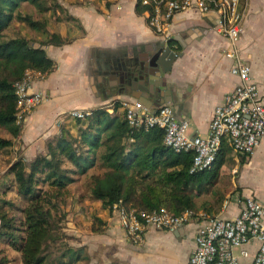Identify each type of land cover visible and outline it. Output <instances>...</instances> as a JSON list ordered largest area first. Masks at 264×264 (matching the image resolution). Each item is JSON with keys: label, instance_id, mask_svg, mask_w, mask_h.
Masks as SVG:
<instances>
[{"label": "crops", "instance_id": "crops-1", "mask_svg": "<svg viewBox=\"0 0 264 264\" xmlns=\"http://www.w3.org/2000/svg\"><path fill=\"white\" fill-rule=\"evenodd\" d=\"M57 1L61 6L58 9L76 21L58 20L51 29L69 41L61 47L45 48L56 68L34 82L33 91L42 92L45 100L28 116L21 137L7 139L14 145L0 151L12 157L0 161L5 168L0 171V198L6 183L14 180L7 172L18 158L30 163L46 156L48 144L56 141L63 129L78 137V120L68 116L73 110L92 113L106 109L120 116L125 113L123 101L137 102L143 111L152 113L168 105L178 120L188 122L191 137L207 138L217 107L240 83L231 72L234 61L224 56L229 42L216 12L204 14L192 9L179 13L172 22L173 37L165 41L149 25V12L136 13L138 0ZM243 11L244 30L238 50L242 60L250 65L253 80L264 86V0H247ZM158 52L156 75L143 81L142 86L113 69L114 64L128 60L140 65ZM141 87L149 90L145 92ZM237 197L242 201L248 197L264 201V140L252 155L235 153L229 147L216 186L196 198V211L208 218H234L242 209ZM16 198L23 201L15 192L8 193L7 200L18 207ZM85 200L87 206L77 207ZM74 201L76 219L85 209V228L74 225L77 230L73 232L82 240L80 246L91 257L98 254L110 262L189 264L196 233L204 222L196 219L175 231L151 228L137 246L128 240L115 212L104 209L99 201ZM15 263L24 264L21 253L2 238L0 264Z\"/></svg>", "mask_w": 264, "mask_h": 264}, {"label": "trees", "instance_id": "trees-1", "mask_svg": "<svg viewBox=\"0 0 264 264\" xmlns=\"http://www.w3.org/2000/svg\"><path fill=\"white\" fill-rule=\"evenodd\" d=\"M144 1L137 2L138 15L153 10V4L143 5ZM212 1L218 0H208L214 6ZM246 3L247 0H240L241 11ZM26 6L32 7L33 12H28ZM56 8H61L57 0H0V130L12 139L18 140L23 131V126L17 124L15 84L27 71L51 74L56 63L45 48L61 47L69 41L51 32L44 18ZM67 16V20L76 21ZM15 24L44 39L37 42L20 34L8 37L7 30ZM78 124L77 138L63 129L61 136L48 144L46 156L30 163L18 158L7 172L14 180L6 183L0 198V240L4 238L20 252L24 264L92 263L84 246L72 244L80 240L62 228L68 216L65 208L72 196L70 185L82 181L79 200L99 201L111 212L121 204L127 210L153 212L166 208L180 215L188 209L197 210L196 198L216 186L231 148L225 139L213 166L191 173L193 152L173 151L164 144V132L159 128H131L125 113L118 116L97 109L85 121L78 120ZM13 145L12 140L0 138V151ZM9 192H15L26 205L19 208L7 200Z\"/></svg>", "mask_w": 264, "mask_h": 264}, {"label": "built area", "instance_id": "built-area-1", "mask_svg": "<svg viewBox=\"0 0 264 264\" xmlns=\"http://www.w3.org/2000/svg\"><path fill=\"white\" fill-rule=\"evenodd\" d=\"M145 0L143 5L153 4L149 13V25L165 41L173 37L172 22L176 15L187 10L208 14L216 12L220 29L229 42L224 56L234 61L231 72L239 79L237 88L230 92L217 107L207 138L189 135V124L176 118L171 106H162L155 112L143 111L137 102L123 101L122 109L128 125L135 129L159 128L164 132V144L176 153H194L191 173L213 166L227 139L231 149L238 154L252 155L264 140V86L256 83L251 67L245 63L238 47L244 30V11L240 0ZM44 75L27 71L15 84L17 96V124L23 126L28 116L40 106L45 95L33 91L32 86ZM91 112L73 110L68 116L85 121ZM241 201L242 209L234 218H208L202 212L186 210L174 215L166 208L147 212L127 210L121 204L113 207L128 240L140 246L149 229L175 231L196 219L204 220L196 233V247L189 264H264V201L252 197ZM1 230V221H0Z\"/></svg>", "mask_w": 264, "mask_h": 264}, {"label": "rangeland", "instance_id": "rangeland-1", "mask_svg": "<svg viewBox=\"0 0 264 264\" xmlns=\"http://www.w3.org/2000/svg\"><path fill=\"white\" fill-rule=\"evenodd\" d=\"M25 8H26V10L28 12H33V10H34L30 6H26ZM59 9L56 8V10L52 11L51 13H48V14L44 15V18L47 19V21H48V25H49L48 27H49L50 31H51V29H54L55 24L57 25L58 20H64L65 21L64 23L72 22V21L67 20L68 16L63 12V10H59ZM59 11L61 12V16H58V12ZM18 34L27 35L30 39H33V40H35L37 42H40L41 40L44 39V36H42L41 34H37L36 32L31 31L29 28L23 27V26H21L19 24H15L9 30H7V36L8 37H15ZM36 45L38 46V44H36ZM10 137L11 136L9 134H7L5 131L0 130V138L10 139ZM7 157H10L9 160H11V158H12L11 156H8V154H0V161L4 160ZM8 162H10V161H8ZM4 169H5L4 165L3 166L0 165V171L4 170ZM93 172L94 173H100L99 170H93ZM0 176H2L1 173H0ZM69 189L71 190V195L72 196L68 199L69 204L65 208V210L68 212V216H67V220L62 223V228L66 229V230H64V231L67 232L66 234H69V235L73 236L74 238H77V239L81 240L80 237L74 235L73 232H74V230H77L76 228H74V225H75V227H76V225L77 226L80 225L78 227L85 228L84 227V223H83V219H82V217L85 216V214H84L85 213V209L80 211V213L78 215L80 218L76 219L75 213H73V208L75 206L74 203H73V200H76L79 197H81V195L83 194V190L81 188V184L78 183V182L76 184L70 185ZM16 199L18 200V202H17L18 203V207L22 208L24 206V201H20L18 198H16ZM86 201H88V200H85V201L79 203L77 205V207L80 206V208H84L85 206H87L86 205L87 204ZM19 215H20V213H18V216ZM79 219H81V220L79 221ZM72 244H77L78 247H79L80 244H82V240H81V243L75 241ZM91 258H92V263L91 264L111 263V262H115L116 261V260H112L110 262V260H108V259L106 260L105 257H102V256H100L98 254L92 256Z\"/></svg>", "mask_w": 264, "mask_h": 264}, {"label": "water", "instance_id": "water-1", "mask_svg": "<svg viewBox=\"0 0 264 264\" xmlns=\"http://www.w3.org/2000/svg\"><path fill=\"white\" fill-rule=\"evenodd\" d=\"M160 52L151 56L145 63L140 65L137 61L128 60L123 64H114V71L120 72L126 80L140 83L142 86L143 81H149L150 76H155L157 71V65L159 64ZM147 63V64H146ZM141 89L147 92L149 89L141 87Z\"/></svg>", "mask_w": 264, "mask_h": 264}]
</instances>
